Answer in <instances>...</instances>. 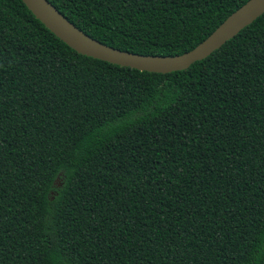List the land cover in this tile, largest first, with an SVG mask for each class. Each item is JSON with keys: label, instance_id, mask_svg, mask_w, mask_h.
Returning <instances> with one entry per match:
<instances>
[{"label": "trees", "instance_id": "1", "mask_svg": "<svg viewBox=\"0 0 264 264\" xmlns=\"http://www.w3.org/2000/svg\"><path fill=\"white\" fill-rule=\"evenodd\" d=\"M89 37L190 50L246 0H47ZM0 264H264V12L155 73L0 0Z\"/></svg>", "mask_w": 264, "mask_h": 264}, {"label": "water", "instance_id": "2", "mask_svg": "<svg viewBox=\"0 0 264 264\" xmlns=\"http://www.w3.org/2000/svg\"><path fill=\"white\" fill-rule=\"evenodd\" d=\"M21 1L44 27L75 52L112 64L155 73L181 70L204 58L264 12V0H246L190 50L177 55L160 56L132 53L100 43L70 23L47 0Z\"/></svg>", "mask_w": 264, "mask_h": 264}]
</instances>
